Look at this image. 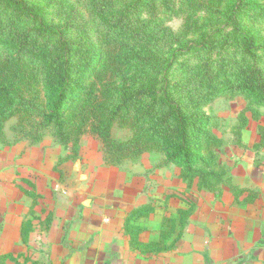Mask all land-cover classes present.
Masks as SVG:
<instances>
[{
    "label": "rangeland",
    "instance_id": "1",
    "mask_svg": "<svg viewBox=\"0 0 264 264\" xmlns=\"http://www.w3.org/2000/svg\"><path fill=\"white\" fill-rule=\"evenodd\" d=\"M27 1L37 18L0 0V264H260L264 103L219 87V77L206 99L208 74L191 72L186 78L199 86L192 100L207 118L201 161L177 165L156 140L122 149L144 125L133 110L112 113L115 94L106 88L114 85L107 74L117 37L84 0ZM214 1L146 0L139 7L142 19L179 37L202 33L214 43L169 60L156 79L157 97L175 90L163 85L181 82L186 68L213 64L218 73L236 60L229 70L235 84L250 65L264 67V0L241 6L239 27ZM23 32L36 48L19 51ZM246 32L256 34V61L243 51ZM59 33L102 59L93 71L87 52L70 62L80 64L75 81L91 83L95 96L71 102L57 122L47 118L45 85L51 57L61 54L54 49Z\"/></svg>",
    "mask_w": 264,
    "mask_h": 264
},
{
    "label": "trees",
    "instance_id": "2",
    "mask_svg": "<svg viewBox=\"0 0 264 264\" xmlns=\"http://www.w3.org/2000/svg\"><path fill=\"white\" fill-rule=\"evenodd\" d=\"M247 1L249 2V0H215L214 9L218 10L227 21L234 23L235 27H239L241 23L237 21V13ZM2 3H11L10 6L17 10L18 15L29 19L37 18L35 8L27 0H2ZM146 4V0H84V7L96 16L106 31L117 37L111 47L113 50L111 68L107 74L109 79L111 78L110 83L114 85L110 89L106 88V91L110 90L115 94L116 102L112 113L116 114L120 109L133 110L137 116L136 121L139 123L141 121L144 125L136 131L132 141L122 144V149H126L129 144H134L135 147L145 146L156 140L160 142L169 160L177 165L184 164L190 169L202 159L200 137L205 132L203 125L207 118L196 109L200 101L192 100L199 86L192 85L186 76L191 72L201 78L208 74L211 82L205 86L209 89L205 93L206 99L215 92L219 77V87L238 88L251 100L264 103V67L253 63L254 66L250 65L243 71L241 77L237 76L239 81L235 84H232L233 75L229 70H233L236 60L224 63L223 71L218 73L212 69L213 64L209 69L206 67L201 69L199 66L189 70L186 68L183 72L185 78L181 82L172 86L169 82L163 85L166 86L165 91L171 87L176 89L164 92L166 97H157L160 91L155 86L156 79L159 72L167 67L169 60L173 62L177 55L185 50L198 52L210 49L214 43L202 33L196 39L195 37L192 40L184 39L171 33L161 23L142 19L139 7ZM242 36L246 38L243 51L256 61L258 57L255 53L258 50L256 34L246 32ZM32 42L27 33H21L17 41L19 51L27 50L30 45L36 48L38 43ZM57 43L54 49L61 50V54L59 57H51L52 61L48 66L50 74L45 85V109L49 113L47 118L58 122L71 102L80 103L82 98L88 100L89 95L95 96V89L91 83L87 82L84 85L81 79L75 81V75L80 72V64L70 62L73 59L85 58L83 52H87L89 55L86 68L90 67L93 71L102 58L101 54L91 46L85 50H82L80 44L74 46L70 38H64L62 33H59ZM166 54H168L167 58H165ZM163 63H166L165 66L162 65ZM173 92L177 93V98H171Z\"/></svg>",
    "mask_w": 264,
    "mask_h": 264
},
{
    "label": "crops",
    "instance_id": "3",
    "mask_svg": "<svg viewBox=\"0 0 264 264\" xmlns=\"http://www.w3.org/2000/svg\"><path fill=\"white\" fill-rule=\"evenodd\" d=\"M261 187H263L262 188V193H263V199H264V179H263V183H262ZM25 225L26 224H23L22 227H21V229L24 228ZM262 228H263L262 244H263V247H264V220L262 221ZM254 259L256 260V257ZM257 263L264 264V252H263V256L261 257V261H259Z\"/></svg>",
    "mask_w": 264,
    "mask_h": 264
}]
</instances>
